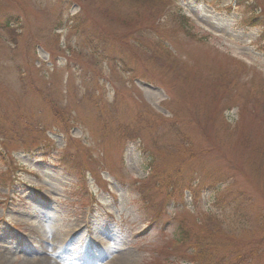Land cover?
<instances>
[{
  "label": "rangeland",
  "instance_id": "1",
  "mask_svg": "<svg viewBox=\"0 0 264 264\" xmlns=\"http://www.w3.org/2000/svg\"><path fill=\"white\" fill-rule=\"evenodd\" d=\"M255 1L0 0V264H264Z\"/></svg>",
  "mask_w": 264,
  "mask_h": 264
},
{
  "label": "trees",
  "instance_id": "2",
  "mask_svg": "<svg viewBox=\"0 0 264 264\" xmlns=\"http://www.w3.org/2000/svg\"><path fill=\"white\" fill-rule=\"evenodd\" d=\"M139 1H147V2L152 1V2H154V0H139ZM237 1H239V0H237ZM255 4H260V1L256 0ZM179 17H180V19H179L180 20V25L184 29H185V27L187 28V21H186V18H185L186 16L179 15ZM256 18H259V16L257 15ZM260 33H261L262 38L264 39V25H263V28H262ZM210 126H213V125L210 124ZM123 131L125 132V134L132 133L128 128L124 129ZM131 136H133V135H131ZM259 148L261 149V147H259ZM144 193H145V191H144ZM184 234L186 235V238H189L190 235H189V233L187 231H185Z\"/></svg>",
  "mask_w": 264,
  "mask_h": 264
}]
</instances>
